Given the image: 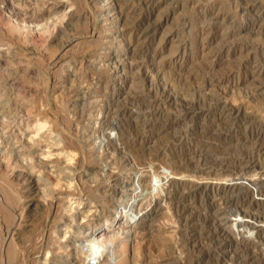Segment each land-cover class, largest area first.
I'll return each instance as SVG.
<instances>
[{
	"label": "rangeland",
	"instance_id": "rangeland-1",
	"mask_svg": "<svg viewBox=\"0 0 264 264\" xmlns=\"http://www.w3.org/2000/svg\"><path fill=\"white\" fill-rule=\"evenodd\" d=\"M114 1L0 0V264H264V0Z\"/></svg>",
	"mask_w": 264,
	"mask_h": 264
},
{
	"label": "bare ground",
	"instance_id": "bare-ground-1",
	"mask_svg": "<svg viewBox=\"0 0 264 264\" xmlns=\"http://www.w3.org/2000/svg\"><path fill=\"white\" fill-rule=\"evenodd\" d=\"M116 1V0H115ZM114 1V2H115ZM116 3V2H115ZM121 8V7H120ZM218 14V13H217ZM117 16V15H116ZM114 18V17H113ZM213 18H214V16H213ZM243 168V167H242ZM218 169V168H217ZM155 178V177H154ZM156 181V180H155ZM136 182V181H135ZM138 183V182H137ZM136 183V184H137ZM157 184H156V186H155V189L156 190H158V191H161L163 188V186L166 184V181L165 180H159V181H157L156 182ZM133 185H135L134 183H133ZM140 183H139V189H140ZM153 186V185H152ZM142 188V187H141ZM142 190V189H141ZM141 190H139V191H141ZM139 193V192H138ZM123 209H126V208H123ZM124 212H130L128 215H127V218L129 219V217L133 214V212H134V205L133 206H131L130 205V207L128 208V209H126ZM97 238V237H96Z\"/></svg>",
	"mask_w": 264,
	"mask_h": 264
},
{
	"label": "built area",
	"instance_id": "built-area-1",
	"mask_svg": "<svg viewBox=\"0 0 264 264\" xmlns=\"http://www.w3.org/2000/svg\"><path fill=\"white\" fill-rule=\"evenodd\" d=\"M96 262L94 261V259H90L89 261H88V264H95Z\"/></svg>",
	"mask_w": 264,
	"mask_h": 264
}]
</instances>
